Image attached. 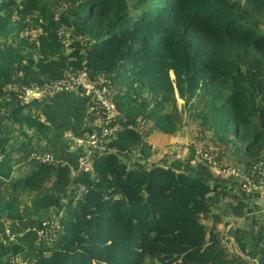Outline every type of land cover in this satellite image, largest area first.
Returning <instances> with one entry per match:
<instances>
[{
	"label": "trees",
	"instance_id": "1",
	"mask_svg": "<svg viewBox=\"0 0 264 264\" xmlns=\"http://www.w3.org/2000/svg\"><path fill=\"white\" fill-rule=\"evenodd\" d=\"M263 11L264 0H0V225L41 218L0 239V264L15 256L23 264H264V216L235 224L253 211L240 191L248 193L192 147L188 157L148 163L152 145L136 121L142 113L173 134L194 102L191 114L211 134L202 140L222 157L232 147L236 166L263 158L264 31L251 16ZM71 71L108 79L125 126L111 151L93 152L91 171L75 175L56 156L32 154L78 97L63 91L64 104L53 105L20 91ZM138 84L142 102L125 93Z\"/></svg>",
	"mask_w": 264,
	"mask_h": 264
},
{
	"label": "built area",
	"instance_id": "2",
	"mask_svg": "<svg viewBox=\"0 0 264 264\" xmlns=\"http://www.w3.org/2000/svg\"><path fill=\"white\" fill-rule=\"evenodd\" d=\"M60 90L74 91L90 98L88 123L80 134L72 137V143L85 148L86 152L78 157L76 166H71V169L73 175L80 171H91L94 166L93 152L103 154L111 151L109 142L112 137L125 128L123 112L113 99L108 79L104 76L91 77L87 71H71L63 78L42 85L23 86L20 91L25 101L30 102L42 100ZM219 151L216 145L204 139L195 145L194 157L217 173L230 177L248 193L250 201L259 204L264 199V157L251 166L242 167L224 160ZM32 156L47 163L58 161L50 153L36 151ZM232 243L236 246L233 240ZM17 257H13V261Z\"/></svg>",
	"mask_w": 264,
	"mask_h": 264
},
{
	"label": "crops",
	"instance_id": "3",
	"mask_svg": "<svg viewBox=\"0 0 264 264\" xmlns=\"http://www.w3.org/2000/svg\"><path fill=\"white\" fill-rule=\"evenodd\" d=\"M63 91L67 90L57 91L47 98L46 103L55 105L57 101H59L58 103L64 104L63 102L66 100L63 99ZM74 94L78 97L76 102L77 109H71L72 111H78V118L76 119L75 116L71 114V111L67 115V121L63 122L61 120V124L50 132L49 138L43 140V143L40 144L41 149H39L41 152L56 156L70 166H76L78 157L86 152L85 148L77 147L72 143V137L80 134L81 130L88 123V109L90 106V99L88 96H82L77 92H74ZM149 126H151V124H147L143 130L146 135V140L152 145L151 159L156 158L158 160L161 157L163 158L165 155H168V151L172 152L171 154L174 158H184L186 156L182 155L184 152L181 151V149L184 143L189 142L193 132L189 133L184 129H180L173 134H166L158 129H150ZM191 147L194 150L195 146L193 147V143L190 144L189 153H191ZM188 155L186 157H188ZM172 159L169 160L171 161ZM169 160L167 161L168 163H170ZM231 184H234L236 190L240 191L233 181H231ZM240 193L247 202L250 201L241 191ZM260 201L259 202L264 205V199ZM260 203L257 204V202H255V204L262 206Z\"/></svg>",
	"mask_w": 264,
	"mask_h": 264
},
{
	"label": "rangeland",
	"instance_id": "4",
	"mask_svg": "<svg viewBox=\"0 0 264 264\" xmlns=\"http://www.w3.org/2000/svg\"><path fill=\"white\" fill-rule=\"evenodd\" d=\"M62 10H64V9L61 6L58 9V11H62ZM251 16H252V18L254 20H257V22L260 24L261 29L264 31V11L262 13L252 14ZM34 34H35V32H34ZM64 41H66V43H70V41H69V39L67 37L64 38ZM122 85H125L123 87V91H125L124 89H126V87L128 86V83L125 82V84H122ZM116 86H115V89L117 90ZM127 90H129V89H127ZM125 93H131V94H133V97H135L138 101H140V102L143 101V87H141V85H139V84L137 86L133 87L131 91H127ZM22 97H23V95H22ZM24 101H25V99H24ZM178 101H179V104L181 106H184V103H183V101L181 99H178ZM192 104H194V102H190L188 104L189 106L188 105H185L184 106V109H183V112H184V117H183L184 118V127L182 129L188 131L189 133L193 132L192 137L190 138L189 142L184 143V145H183V147L181 149V151L184 152L182 154L183 156L184 155L187 156L189 154L190 144L193 143V147H194L198 142H200L205 137H207L208 139H211V134L209 132L208 133H206L204 131L201 132V129H200V126H199L198 121L195 120V116L193 114H191V110H192L191 109L192 108L191 105ZM137 116L138 117H137V120L136 121H137L138 130L143 134V126L146 124V122L148 120L143 122L142 113L137 112ZM149 123L152 124L151 126H149L150 129H152V127H153V129H157L158 128L153 123V121L148 122L147 124L149 125ZM39 142L43 143L42 140L39 141ZM227 150H228V154L226 156L223 155V157L225 158L224 160H226V161H228L230 163L232 162L233 164H236L237 162H240L239 161V158L237 157L236 151L233 150L232 147L231 148L229 147ZM172 158H174V157L171 155L170 152H168V155H165V157H163V158L161 157L158 160L156 158H152V159H148L147 162L150 163V164L160 163L161 161H168L169 159H172ZM195 163H196V161H195ZM218 175H219L220 179H222L225 182L232 181V179L230 177L224 176V175L219 174V173H218ZM26 201L29 202V197H26ZM248 202L254 207L253 208L248 203V205H250L252 207V210L253 211L252 212L250 211L249 212V215L248 214L246 215V218H243V219L239 220L238 222L235 221V224H239V225H241L243 227H247L248 222L249 223H256V222H258L259 224L263 222L264 205H262V206L257 205V204H255V202L253 203V201H248ZM40 219L41 218L31 217L28 220L25 219V221H21L18 224H14V226L11 225V222L6 221V223L3 226L0 225V239L3 240L4 242H7V240L12 241L21 232L26 231L28 229L36 228L39 225V223H40ZM0 220L1 221H4V217H0ZM253 220H255V221L253 222ZM44 222H46V221H44ZM206 222L210 224L211 223V220H207L206 219ZM220 227L223 230V237L226 240V246H227L228 253L232 254V253L235 252V246H234V244L232 243V240H231L232 239V234H230L228 232L229 231V229H228L229 227H228V225L225 226L224 223H221L220 224ZM3 229H5V230H3ZM7 230H9V234H10V236H12V238L11 237H7V235H8V231ZM52 230H54V228H52ZM222 230H221V232H222ZM39 237H41V238H47L49 236L47 235L46 231H44V229H40L39 230ZM31 243H32V241H30L29 244H31ZM31 245H34V242ZM31 251L32 250H30V252ZM252 263L253 264H256V261L255 260H252ZM13 264H23V262L21 260V257L20 256L17 257L13 261Z\"/></svg>",
	"mask_w": 264,
	"mask_h": 264
}]
</instances>
